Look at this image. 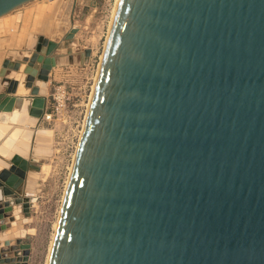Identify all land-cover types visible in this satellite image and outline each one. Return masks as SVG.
<instances>
[{"label":"water","instance_id":"95a60500","mask_svg":"<svg viewBox=\"0 0 264 264\" xmlns=\"http://www.w3.org/2000/svg\"><path fill=\"white\" fill-rule=\"evenodd\" d=\"M52 50L2 62L0 115L40 114L0 122V264L29 258L7 210L33 202ZM49 264H264V0H116Z\"/></svg>","mask_w":264,"mask_h":264},{"label":"rangeland","instance_id":"374dc122","mask_svg":"<svg viewBox=\"0 0 264 264\" xmlns=\"http://www.w3.org/2000/svg\"><path fill=\"white\" fill-rule=\"evenodd\" d=\"M115 3L34 0L0 19V71L5 59L19 60V53L30 58L37 46L38 54L53 49L59 59L48 71L44 110L35 127L31 158L40 168L30 171L20 188L33 202L28 215L20 206L11 208L15 222L7 232L29 245L26 264H47ZM20 67L21 74L25 66ZM3 91L0 85V98Z\"/></svg>","mask_w":264,"mask_h":264},{"label":"bare ground","instance_id":"6f19581e","mask_svg":"<svg viewBox=\"0 0 264 264\" xmlns=\"http://www.w3.org/2000/svg\"><path fill=\"white\" fill-rule=\"evenodd\" d=\"M20 68H21L20 66L15 68L14 71L10 74V76L18 79L19 77H17L16 74L20 71ZM40 68H41V70H44V71L46 70L45 67H40ZM23 94H27L28 95V90L24 89L23 87H21V88L18 89L17 95L22 97V98L26 97V96H23ZM10 107L13 108V109H16L18 111H29L31 113L30 114L31 118L28 119V118H26L23 115L1 114L0 115V122L11 123V124H16V125L23 124L25 122V123H27V125H31V124L34 123V120H35L34 118H36L40 114L39 109H38V108H40V102H38V101H25L24 100V101H19L18 103L17 102H13L10 105ZM19 109H21V110H19ZM31 120H33V121H31ZM27 125L24 126V127H28ZM36 136H37V134H36ZM40 137L43 138L41 134H40ZM34 154H35V150H34ZM0 177H1V167H0ZM7 182L10 185H14V186L17 185V181L15 179H13L12 177L9 178ZM7 213L10 216V215H12L11 213L14 214L15 211H14V209H13V212H12V210H7ZM59 217H60V215H59ZM58 221H59V218H58ZM58 221H57V224H56V231H57ZM55 235H56V233H55ZM54 240H55V236H54V239H53V242H52V246H51V250H50L48 261L46 262L47 264H49V261H50V256H51L52 248H53V245H54ZM5 248L7 249L8 246H0V250H5Z\"/></svg>","mask_w":264,"mask_h":264},{"label":"crops","instance_id":"0c3cea01","mask_svg":"<svg viewBox=\"0 0 264 264\" xmlns=\"http://www.w3.org/2000/svg\"><path fill=\"white\" fill-rule=\"evenodd\" d=\"M12 96V95H11ZM23 96H26L27 97V94H23ZM13 97H20L18 95H13ZM27 128V127H26Z\"/></svg>","mask_w":264,"mask_h":264}]
</instances>
